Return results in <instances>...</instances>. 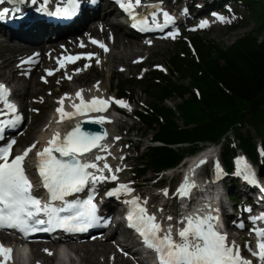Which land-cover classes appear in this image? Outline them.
Wrapping results in <instances>:
<instances>
[{"label":"snow or ice","instance_id":"6c2138e0","mask_svg":"<svg viewBox=\"0 0 264 264\" xmlns=\"http://www.w3.org/2000/svg\"><path fill=\"white\" fill-rule=\"evenodd\" d=\"M11 2H16V0H11ZM31 2L35 4L37 0H31ZM75 2L76 0H69L72 5H75ZM3 3L5 0H0V4ZM140 3L141 0H135V6H139ZM121 7L125 8V11H130L134 6L131 2L125 6L121 0ZM7 11L4 9V14ZM15 11H19V9H15ZM73 12L74 8H64L58 9L53 14L69 17ZM163 15L165 25H167L171 17L166 12ZM152 16V22L155 24L156 13L153 12ZM220 19L223 21L222 17ZM205 26L206 23L200 25V27ZM92 43L98 44L105 52L108 51L103 43L95 40ZM79 58L68 57L67 60L75 62ZM88 58L90 59L91 56ZM57 63L60 61L58 60ZM60 66L64 65L60 63ZM51 74L49 72V75ZM8 95L9 91L6 86L0 84V101H3L9 111L14 114L16 108L8 103ZM76 96L80 98L81 103L79 106L72 105L76 109L75 113L63 110L64 98L57 102L61 105L56 109L61 117L57 121L58 123L72 119L77 114L82 115L85 111H106L111 101V98L106 101L94 97L91 101L85 102L80 91L76 93ZM115 103L121 108L128 107L122 100H117ZM18 121L19 117L8 121L0 120V139L3 137L5 128L15 126ZM93 122L104 123L105 121L101 118ZM101 139H103L102 136L87 133L79 125H76L65 132L62 138L60 133H53L46 146L36 151L39 186L45 190L46 199L33 195L34 185L26 173L25 162L29 153L36 148V144H32L16 156H12L15 139L10 140L6 145H0V231L13 230L27 239L29 235L38 231L52 232L56 229L68 232L86 231L97 224L99 218L96 215L97 206L94 203V194H89L83 201H69L66 198L83 192L89 185L92 186L91 192L94 193L97 183L107 179H117L115 175L111 177L103 175L104 170L112 172L107 163H104L103 168L98 166L97 162L105 157L96 155L93 160L81 159L96 148L106 151L107 148L99 143ZM200 163L203 164L205 161L202 160ZM237 164L239 165L237 174H243L248 182L255 184L254 174L247 163L240 159ZM217 169L218 175L222 174L218 164ZM116 171H120V169H116ZM193 187L195 185L186 178L177 193L181 198H184L190 194ZM131 192L132 189L127 185L121 184L116 189L109 191L107 195H130ZM165 195H167V191H165ZM125 203L130 205V211L126 217L128 226L139 234L146 248L156 253L157 264H252V261L245 260L240 255L239 246L235 245L234 241L229 243L227 235L217 231L215 223L217 217L202 216L196 212L182 218L180 224L183 227L177 230L178 239H175L172 227L162 228L157 223L156 217L149 215L147 209L141 206L138 197L125 201ZM144 203L146 204L147 201ZM171 219L172 217H168V220ZM254 219L264 220V215ZM257 235L260 239L256 246L257 250L252 255L264 264V231H257ZM12 251V248L0 244V257H3L0 264H7V261L11 259Z\"/></svg>","mask_w":264,"mask_h":264},{"label":"trees","instance_id":"16d2710c","mask_svg":"<svg viewBox=\"0 0 264 264\" xmlns=\"http://www.w3.org/2000/svg\"><path fill=\"white\" fill-rule=\"evenodd\" d=\"M239 2L252 6L261 23L231 46L221 47L201 33L190 32L168 56V74L155 69L145 79H115L119 98L135 103L134 89L142 87L150 99L135 113L153 132V144L142 152L137 147L138 182H151L149 175L162 180L164 172L209 146L219 148L235 202L240 200L233 177L238 155L247 156L264 177V36L259 40L264 34V0H218L215 8ZM174 99L180 102L166 105ZM246 125L254 133L243 132Z\"/></svg>","mask_w":264,"mask_h":264},{"label":"bare ground","instance_id":"6f19581e","mask_svg":"<svg viewBox=\"0 0 264 264\" xmlns=\"http://www.w3.org/2000/svg\"><path fill=\"white\" fill-rule=\"evenodd\" d=\"M30 1L31 0H16V2H11V0H5V3L0 4V22L4 21L5 18H11L13 21V26H7L5 27V30L1 31L3 32L2 36L6 37L9 41L5 46L0 45V48L2 50L0 51V81L1 79H5L3 82L10 87L14 86V84L16 83V78H18L19 81L26 82V86L28 88L27 95L29 96H33L32 92L30 91L32 82L28 85V81H25L24 77L22 76L16 77V73L20 71V69L25 68L26 65H30L33 69V80L36 81L38 79L40 71H43L44 66H47V64H51L52 67L54 66L53 58H49V52H51V55L63 54V57H66L70 54V56L72 57V54L84 52L96 54L97 59H100L101 61L99 69V73L101 76L105 74L108 67H110L111 72H113V68L116 65L125 66L129 70V72H131L132 66L129 63V59L134 57L137 58L145 52H148L149 54L152 52L153 45L150 46L149 44L140 43L138 41L145 39V36L141 35L135 30L128 29L129 21H122L124 17L116 7L113 8L112 15L98 10L93 13L90 20L83 21L82 23L72 28H63L61 29L63 30V32L61 33H52L41 30V25L49 26L44 21L33 22L29 20L26 21L25 18H23L24 15L20 11L22 9V4H28ZM145 1L152 2L153 0ZM155 1L156 9H161L165 6H168L165 0ZM210 1L212 0H203V7L209 4ZM4 9L8 10L6 14H4L3 12ZM15 9H19V11H15ZM166 13H168L169 15L173 14L171 19L174 24H177L180 21V14L184 15L183 22L188 19V16L186 15L189 14V9L185 11L181 8H175L173 11ZM19 29L21 30L20 33L17 32V30ZM94 39L99 40L100 42L103 41L106 45H109V52H105L96 44L92 43ZM79 43H82L83 46H76ZM70 47L73 48L70 49ZM124 51H128V54L124 53ZM18 59H20V61H24V64L20 68L13 69L14 64ZM27 61L32 62L28 63ZM88 61L93 63L94 59H88ZM77 66L78 63L68 62L69 70H73ZM64 71L65 70L60 69L57 73L61 75L64 74ZM9 73H12L13 76L10 77ZM83 76L85 75L72 77L71 80L74 84L79 85V87L82 89L81 96L85 101L87 98H90L97 94H84L86 86L88 84L84 80ZM66 80L67 78H64L63 82H65ZM45 86H51V84H45ZM13 89V94L16 96L19 90L16 86L13 87ZM43 95L45 97V102L42 107L44 108V110L55 108L50 113L54 114L55 117L53 120L46 122V124H48V122L51 123L49 125L52 126L50 129L43 128L41 131L37 130V133H34L35 136H39L40 140L36 141V148L33 149L31 153H29V156L40 146L46 144L47 141L52 137L53 133L58 132L62 137L64 131L71 127L74 123L85 119L98 120L103 118L105 121L103 124L109 127V125H115L121 121L115 113H124V109H122L118 105L113 104V108L107 114L93 115L87 113L82 117L75 115L72 119H66L63 122L58 123L57 121L61 119L60 115L56 111V109L58 108V103L50 100V96L53 97L55 93H52L51 95H46L45 93H43ZM80 103V98H77L76 94L74 93L72 94V97L69 99L65 107H63V110L65 112L75 113L76 109L73 108L72 105L75 104L79 106ZM48 113L49 111H45L46 116L48 115ZM25 123L26 122H24V125ZM115 142L116 139L114 138V131L109 127L108 139H106L102 144V146H105L107 150L102 151L100 148H98L93 152L88 153L86 157L82 158L95 157L96 155H99L105 157V159H102L98 162L101 168H103L104 163H107L109 166L115 168V166L119 162V159L117 160L116 158H114V156L116 155V147H111ZM213 151L214 148L209 147L193 158L192 162L190 163V167L186 169V173L188 176L187 178L190 177L192 171L195 169V166L198 165L200 160L205 157H210ZM245 162L249 166L251 172H256L255 167H253L248 161ZM242 191L243 192H241V194L248 199L247 202L236 206V204L233 203L231 199H228L221 194V197L216 200L212 207V210L216 211L212 216L217 217V220L215 221L217 230L219 229L220 233H224L227 235L229 243L234 241L235 245L239 246L240 255L244 258V248L240 243H238V241L236 242L235 240H232V237H230V222L231 219L236 218L237 224H240L241 222L244 224V226H246V223H250L246 222L248 221L247 219L249 217L255 218L257 217V215H259L258 213L264 212V180H261L259 182V185L254 191H250L247 188H244ZM210 194H215V191L211 190ZM103 202H106L110 205H115L117 203V201L113 199H103L102 203ZM232 212L235 214V216L232 215ZM218 218H221L220 225H218ZM118 232H120L119 228L114 229V231L104 241H71L66 243V245L70 249L71 254H83L82 261L84 264H102V262H108V257L114 250V247L108 245L106 242L115 237ZM243 235L242 237H245ZM30 244L33 248L32 253L34 256L38 257V260H40V264H55V261L57 259L56 255H46L41 249L42 245L46 243L37 242ZM131 244L132 243H127L125 245V251L132 254V256L138 259V261H141L143 258L141 256L143 255V252L141 250L137 251L138 248L136 246H132ZM57 245V243H47L49 250H54V247H56ZM121 262L122 264H130L125 259H122Z\"/></svg>","mask_w":264,"mask_h":264},{"label":"rangeland","instance_id":"374dc122","mask_svg":"<svg viewBox=\"0 0 264 264\" xmlns=\"http://www.w3.org/2000/svg\"><path fill=\"white\" fill-rule=\"evenodd\" d=\"M218 0H212L209 2V4L204 8L206 17L209 18V15L206 13L207 9L211 6H213ZM168 6L164 7V10L172 11L177 6L185 11L189 9L190 12H194V7L196 6L202 7L203 6V0H165ZM256 5H254L255 7ZM193 8L192 11L190 8ZM256 9V8H255ZM112 15V13H110ZM190 22L192 25H195L193 29L196 30V32L201 33L204 37H207L211 40H214L218 45L221 47H229L231 46L237 39L245 36L246 34L253 32L254 29L261 23L258 22L255 14V10L252 6H248L245 3L239 2L234 5L224 6V10L222 11V18L223 21L221 22L223 25L218 24L214 28H212L211 31H202L203 27H200L201 24L204 22L197 23V21L194 20L193 14H187ZM214 22L213 19H210L207 25H211ZM186 28V27H185ZM192 29V28H191ZM190 32V29H186L184 36L176 43H165L157 40H150L148 38H145L143 40H138L140 43L149 44L152 47V52L149 54L148 52H145L144 54H141L139 57H134L129 59V63L132 66L131 72L127 69L125 66L116 65L114 66V71L111 72V68L108 67L106 69V72L103 76L100 75L99 69L101 65L100 59H97L91 63L86 64L84 67H80L79 70H75L73 75H70V73L64 72V74H56L54 75V72L58 70L56 66H53L51 64H47V66H44L43 71H40L38 79L35 81L33 80V69L30 65H26L25 68L20 69L16 74V77H24L25 81H28L29 83L32 82V87L30 91L32 92L33 96L27 95V84L26 82L19 81L18 78H16V83L13 87H17L19 90L16 94V98H18L21 107L24 109L25 115H26V123L22 127L20 133L17 136V139L20 142L21 150H24L31 146L32 144H36V141H39V136H35L34 133H37V130L41 131L43 128L50 129L52 126H49L51 123L49 121V115L55 108H49L47 110H44L42 107L45 102V97L43 93L46 95H51L52 93H55V95L50 96V100H53L57 103L56 99L57 97H60V93L62 92L59 88L63 87L66 90H71V88H74L76 85L71 80L72 77H77L80 75H83L84 80L88 84L86 86L84 94L94 93L97 95H104L108 98H111L112 102L115 103V95H116V80L119 79L121 81H134L135 79H145L147 75H149L153 70L158 69L162 70L165 74H168L167 72V59L168 56L176 51V49L179 47V45H183V42L187 40L188 34ZM264 34L259 37V40H262ZM132 39V38H130ZM7 41V42H6ZM8 39L6 37H3L0 35V45L5 46L8 43ZM71 41V40H70ZM153 42V43H152ZM106 48L108 49L107 52L110 50V46L106 45L103 41H101ZM82 43L77 44L76 46H81ZM64 48V47H63ZM73 47H70V49ZM6 50V49H4ZM104 50V49H103ZM0 51L1 48H0ZM124 53L128 54V51H124ZM91 56L90 59L95 58V54L88 53L86 54V58ZM71 57V56H68ZM77 57V56H72ZM49 58H53V55H51V52H49ZM21 59V58H20ZM20 59L17 60V62L14 64L13 69H17L22 67L23 61H20ZM20 61V62H18ZM140 61H145L142 64H139ZM1 63V61H0ZM92 69L90 73L89 70ZM49 72L52 74L49 75ZM9 76L12 77V73H9ZM70 77V79H69ZM67 78L65 82H63V79ZM5 79H1V82H3ZM45 84H51V86H45ZM11 86L10 88L13 89ZM91 87V88H90ZM135 93L133 94V98L135 103H126L128 105L127 108L124 109V113L122 116H120V122L115 125H109V127L114 131V138L116 139V142L114 143L115 148V156L117 160L119 159L120 168H126V170L123 171V173L119 176L120 180L125 183H129L130 185H134L136 187L135 195H142L145 198V201L148 202V209L149 213L151 215H156L161 218L162 224H166V227L171 226L173 229V233L176 232V229L180 226L176 224V222H171L169 224L168 217H172L173 219H178V203L175 200H172L170 198L173 197V194L177 190L179 184L184 179L182 177V173L185 170V166L178 167L177 169L173 171H167L162 174V180L157 179L154 180L153 175H149L147 178L148 180H151V182H138L136 179V174L138 167L136 165V161L134 160V157L137 154V147L140 148V151H144V149L147 148L151 144V140L153 138V132L148 131L142 124L138 121V119L135 116V113L139 110V107L143 104H149L150 99L145 96L142 93V87H137L134 89ZM57 96V97H55ZM180 100H169L166 102L167 106L174 107L177 103H179ZM117 105V104H116ZM119 106V105H118ZM130 108V110H129ZM45 111H49L48 115H45ZM23 116V115H22ZM179 125L183 126L184 123L182 121H179ZM107 127V126H106ZM109 127H107L109 129ZM250 131L254 133L252 128L249 125H246L243 129V132ZM139 138H142L141 141ZM214 149H218V147H214ZM20 151V150H19ZM214 155V153H212ZM197 155V154H196ZM195 156V155H194ZM122 158H125L124 161H121ZM191 158L187 157L184 161L188 162ZM183 163V162H182ZM181 163V164H182ZM214 168H212L213 171ZM209 170L207 171V173ZM227 178V177H226ZM225 178V181H226ZM260 179L262 177L260 176ZM160 180V181H158ZM264 180V179H262ZM161 181H165V185L160 184ZM261 181V180H260ZM159 182V184H157ZM227 182V181H226ZM221 182V183H226ZM158 185V186H157ZM249 187V184L247 185ZM160 188L159 190L155 191L154 188ZM227 189H225V193L228 191L229 186H226ZM247 187H239L237 191V195L241 198V203H244L247 198L241 194L243 192L242 190ZM165 191H170V194L168 196H165ZM100 195V193H99ZM102 195V194H101ZM100 195V196H101ZM155 202V203H153ZM163 204H166V207L164 208L165 212L167 214L161 215L157 210L158 208H162ZM232 215L235 216V214L232 212ZM162 216V217H161ZM168 222V223H167ZM231 225V224H230ZM245 237L249 238V234L247 231L243 232ZM241 233L237 231H230V237H232V240H235L236 242L240 243L244 250H246L248 253L252 254V250L250 249V244L248 242H243L242 238H239ZM241 235V237H242ZM81 241H89L87 239H83ZM118 239L113 237L106 243L110 246L114 247V250L108 257V262H102V264H122L121 260L125 259L130 264H135L132 259H130L129 255L122 254L121 251L124 250L123 246L118 245L117 243ZM79 242V241H74ZM73 256V259L71 260L72 264H84L82 261L83 254H71ZM116 255V256H115ZM253 256V255H252ZM254 257V256H253ZM251 257L252 259H254ZM31 262L28 264H36V262L40 263V260H38V257L34 256L32 253L31 256Z\"/></svg>","mask_w":264,"mask_h":264},{"label":"water","instance_id":"95a60500","mask_svg":"<svg viewBox=\"0 0 264 264\" xmlns=\"http://www.w3.org/2000/svg\"><path fill=\"white\" fill-rule=\"evenodd\" d=\"M93 121H95V120H82V121H79L77 123H74L71 127H69L68 129H66L64 131L63 135L65 134V132L71 130V128H73L74 126L79 125L81 127V129L83 131H86L87 133L102 136L103 139H101L99 141V143L102 144V142L105 141V139L108 137L107 128L102 123H94ZM63 135H62V137H63ZM96 149H98V148H96ZM96 149H93V151Z\"/></svg>","mask_w":264,"mask_h":264}]
</instances>
